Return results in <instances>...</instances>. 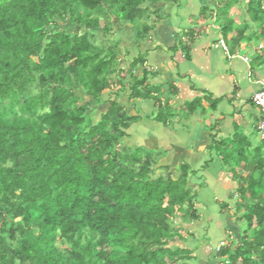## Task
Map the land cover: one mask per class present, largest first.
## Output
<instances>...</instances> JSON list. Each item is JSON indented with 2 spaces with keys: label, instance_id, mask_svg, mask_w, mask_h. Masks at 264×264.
Here are the masks:
<instances>
[{
  "label": "trees",
  "instance_id": "1",
  "mask_svg": "<svg viewBox=\"0 0 264 264\" xmlns=\"http://www.w3.org/2000/svg\"><path fill=\"white\" fill-rule=\"evenodd\" d=\"M216 1L225 38L233 26L229 12L241 1ZM245 1L247 21L235 29V47L264 43L263 1ZM162 2L174 0H0V264L192 259L191 251L169 247L179 238L171 225L176 214L189 223L198 220L187 166L176 180L155 176L157 154L121 149L137 119L107 100L93 124L78 95L82 91L98 105L116 85L127 87L128 101L152 99V89L131 73L143 59L132 61L125 86L116 46L92 39L98 29L104 39L112 38L116 24L134 27L141 41L150 31L144 21L149 11L142 7ZM64 19L75 32L56 26L48 31ZM171 114L169 107L160 108L154 121L164 123ZM212 149L224 164L233 163L234 175L241 164L243 171L251 166L237 139L213 141ZM253 167L250 177L236 176V209L245 211L239 241L216 249L222 264H264V164Z\"/></svg>",
  "mask_w": 264,
  "mask_h": 264
},
{
  "label": "crops",
  "instance_id": "2",
  "mask_svg": "<svg viewBox=\"0 0 264 264\" xmlns=\"http://www.w3.org/2000/svg\"><path fill=\"white\" fill-rule=\"evenodd\" d=\"M142 8L149 11L144 18L150 28L146 38L138 41L131 25L113 24L112 38L105 40L106 46H116L120 76L127 74L125 86L132 61L143 59L131 73L152 89V99L128 101L127 87L116 85L106 91L117 96L114 102L127 116L137 119L122 140L126 149L157 154L159 175L172 180L181 176L182 166L189 169L187 186L196 193L198 220L183 226L190 229L188 235H194L196 243L201 241L215 255V247L233 239L228 236L232 231L233 237H240L232 217V209L240 203L235 195L236 176L248 178L257 162L264 164V140L255 132L260 115L251 103L253 94L264 86V43L235 47V20L224 38L225 23L222 17L218 20L216 0H174ZM219 40L224 41L228 55L218 46ZM195 100L196 106L188 109ZM163 107H169L172 114L157 123L154 118ZM234 139L244 148L252 171L250 167L243 171L241 164L234 175L233 163L224 164L218 151L210 150L213 141Z\"/></svg>",
  "mask_w": 264,
  "mask_h": 264
},
{
  "label": "rangeland",
  "instance_id": "3",
  "mask_svg": "<svg viewBox=\"0 0 264 264\" xmlns=\"http://www.w3.org/2000/svg\"><path fill=\"white\" fill-rule=\"evenodd\" d=\"M240 1H241V5L239 7H236V6L233 7L229 12L230 18L232 19L233 22L235 20L237 22L238 26L247 21V16L245 14V3H246V1L245 0H240ZM261 1H263L262 4H264V0H261ZM217 4H220V3L217 2ZM214 8L216 9V7H214ZM55 26H56L55 29L65 31L67 33L75 32V28H72L68 25L67 19L59 20V21L55 22L53 29H49L48 31L51 33V31L54 30ZM250 28L253 29L252 26H250ZM248 34H249V32H246L245 36H247ZM104 38L105 37L102 35L101 29H98V30H95V36L92 39V42L93 43H101L102 45H107L108 43L106 42V40ZM254 44H256V42H254ZM111 89L112 88H109L108 91H110ZM108 91H105L102 94V97H103L102 102L98 105L91 103L88 98L86 99V96L83 94L82 91H78V95L81 99V105L82 106H86V105L88 106V108H89V109H87L89 111L88 114L90 115V119H91L93 124L98 122L100 120L101 116L105 113V110L107 108V104H105V102L107 100L105 99V97H108L109 100H111V101H115V99L117 97L116 95H115L116 97H114V95L109 94ZM126 131H125V134H126ZM121 144H122L121 149L126 147V145L124 143H121ZM154 171H155V176H158L162 172V170H159L156 168L154 169ZM244 211H245V208L243 209V211L242 210H236L234 208L232 209V213H233L232 217L234 219L233 223H234V228H235L236 232H237V227L240 226V224H238V221L240 220L241 214ZM187 223H189V220L182 221L179 214H176L174 216V218L171 222V225L174 228V232H176L179 235V238H175L172 242H170L169 247L173 248V249L179 247V248L191 251L192 252L191 258L192 259L188 262V264H222L221 263L222 260H220V259L217 260L215 258V255L211 254L213 252V250L210 252V250H208L206 247L207 245H204V243H202L201 241L196 243V241L194 240V235H193V237H190L188 235V232L190 229H187L188 227L183 226L184 224H187ZM240 228H241V226H240ZM199 231H200V229H199ZM228 236L229 237L232 236L233 239H227L226 247L239 241L238 238L233 237V231ZM234 236H235V234H234ZM214 251L216 252V247H215ZM207 252H209L208 255H207Z\"/></svg>",
  "mask_w": 264,
  "mask_h": 264
},
{
  "label": "built area",
  "instance_id": "4",
  "mask_svg": "<svg viewBox=\"0 0 264 264\" xmlns=\"http://www.w3.org/2000/svg\"><path fill=\"white\" fill-rule=\"evenodd\" d=\"M218 46L226 55H228V49L223 40L218 41ZM261 48L262 46L258 47V49H261ZM243 60L245 62L248 61L247 58H244ZM251 103L258 110L259 115H260L259 122L256 124V127H255V132L258 138L261 141H263L264 140V86H262L261 89L257 93L253 94L251 98ZM218 248L219 247H217L216 249Z\"/></svg>",
  "mask_w": 264,
  "mask_h": 264
}]
</instances>
